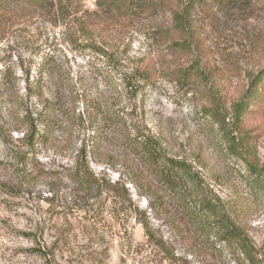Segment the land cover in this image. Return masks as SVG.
Here are the masks:
<instances>
[{
    "label": "rangeland",
    "instance_id": "374dc122",
    "mask_svg": "<svg viewBox=\"0 0 264 264\" xmlns=\"http://www.w3.org/2000/svg\"><path fill=\"white\" fill-rule=\"evenodd\" d=\"M73 1L80 22L33 9L0 40V264H264V100L244 102L264 71V0H191L184 31L173 10L190 0L128 18ZM231 130L261 181L223 141ZM138 132L192 166L194 192L168 190L130 146ZM199 199L215 213L189 215ZM220 219L251 259L216 243Z\"/></svg>",
    "mask_w": 264,
    "mask_h": 264
},
{
    "label": "trees",
    "instance_id": "16d2710c",
    "mask_svg": "<svg viewBox=\"0 0 264 264\" xmlns=\"http://www.w3.org/2000/svg\"><path fill=\"white\" fill-rule=\"evenodd\" d=\"M174 0H107L104 7L111 12L117 11L121 18H128L131 16L133 11L144 9L150 7L149 5H156L158 2H172ZM219 3H224L225 0H213ZM233 0H228V3ZM242 1V0H235ZM73 0H0V40L5 36L6 27L12 24L15 19L21 16L27 15L30 10L35 9L36 11L43 12L48 20L47 22L51 25L64 24L65 20L69 17H73L77 23L80 22V18L77 16L78 11L74 7ZM99 6V3L97 4ZM192 1L190 0L188 4L182 6L181 10H173L174 18L180 31H184L189 25L191 20V8ZM197 5L201 8L207 7L209 5L208 0H199ZM31 13V12H30ZM89 13V12H88ZM96 12L95 15H98ZM62 19V20H60ZM61 21V22H60ZM81 25V24H80ZM81 29L88 30L89 27L84 28L83 25ZM89 49L94 50L97 53H101L99 49L94 46H88ZM198 76L197 72H185L182 77L185 80H192V78ZM264 71L259 75L251 85V88L246 96L245 104L248 106L250 103L264 100ZM126 90L128 89V83L122 82ZM244 108H242L243 110ZM206 115L219 122L223 127H226V118L220 117L216 112L207 111ZM33 135L23 134V138H26L30 144L34 142V129H36L35 122L32 121ZM23 138H20L23 139ZM130 146L139 153L142 157L144 164L149 165L154 168L160 175L162 182L168 188L169 191L180 193L189 190L188 187L192 188L191 192H194L195 183H197V178L193 171L192 166L183 159L171 156L165 148L158 142L157 139L146 135L144 133H139L134 138L128 139ZM227 144L228 148L232 153H235L237 157H240L245 165L248 167L250 172L255 175L256 180L262 178V174L259 172L256 166H253L251 162L247 159V155L244 151L245 149V138L241 132L237 130H231L227 136L223 139ZM238 153V154H237ZM198 195V191L195 192ZM194 194V193H193ZM187 207L189 209V215L198 216L199 219L208 218L210 215L215 213V205H212L209 201L202 200H192L188 201ZM229 222L225 219H220L214 222L215 227L220 226L224 234L223 236L217 237L216 243H236L241 249L242 253L251 259L252 253L250 250V243L241 235L239 231L236 230L232 225L229 226ZM147 234L149 235L150 230L148 226L146 227Z\"/></svg>",
    "mask_w": 264,
    "mask_h": 264
}]
</instances>
